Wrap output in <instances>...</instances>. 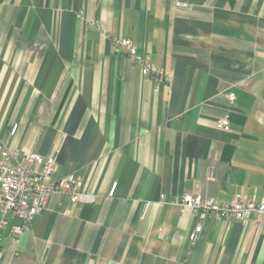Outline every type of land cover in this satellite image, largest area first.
I'll list each match as a JSON object with an SVG mask.
<instances>
[{
  "label": "crops",
  "instance_id": "obj_1",
  "mask_svg": "<svg viewBox=\"0 0 264 264\" xmlns=\"http://www.w3.org/2000/svg\"><path fill=\"white\" fill-rule=\"evenodd\" d=\"M0 144L95 196H51L20 237L0 214V264H264V226L211 216L193 242L174 202L264 200V0H0Z\"/></svg>",
  "mask_w": 264,
  "mask_h": 264
},
{
  "label": "built area",
  "instance_id": "obj_2",
  "mask_svg": "<svg viewBox=\"0 0 264 264\" xmlns=\"http://www.w3.org/2000/svg\"><path fill=\"white\" fill-rule=\"evenodd\" d=\"M115 42L130 60L140 66L142 74L151 76L159 85L171 82V78L164 70L159 69L145 54L139 52L130 40L118 38ZM227 97L231 105L237 98L235 93H230ZM230 124V114L227 112L219 120L218 128L227 129ZM17 129L18 124H15L12 129L13 135ZM56 171L57 161L53 156L44 157L33 152L20 154L0 144V214L5 217L10 213L21 221L13 228L16 237L31 229L34 219L46 208L48 200L53 195H70L72 203L78 201L91 203L95 200L94 195L84 192L82 182L76 180L73 175L48 184L47 179ZM214 176L215 171L212 168L209 179L213 180ZM117 185V182L112 184L109 196H114ZM164 198L162 195V201ZM174 202H177L183 211L189 210L196 219L195 227L189 235L193 242L199 238L205 222L211 216L226 222L233 220L244 225L264 226V200L258 202L237 195L229 202L219 203L214 197L205 198L200 193H186L181 200ZM254 218L259 219V222H253ZM1 223L5 225L7 221L3 218ZM2 257L3 251L0 249V261ZM88 264H93V261Z\"/></svg>",
  "mask_w": 264,
  "mask_h": 264
}]
</instances>
